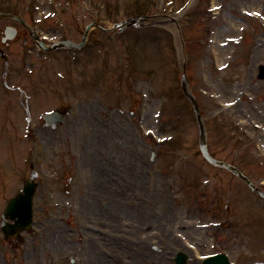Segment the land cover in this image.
<instances>
[{
    "label": "rangeland",
    "instance_id": "1",
    "mask_svg": "<svg viewBox=\"0 0 264 264\" xmlns=\"http://www.w3.org/2000/svg\"><path fill=\"white\" fill-rule=\"evenodd\" d=\"M56 1L62 2L60 14L52 9ZM184 1L0 0V7L25 9L23 16L47 37L80 42L85 26L93 20L104 27L138 13L169 15L164 18L169 20ZM214 4L221 10L209 14ZM259 8H264V0H195L180 17L178 28L152 26L115 34L93 30L90 38L107 43V47L98 44L76 53L75 60L72 51L38 55L25 34L2 46L6 58L0 59V214L5 201L29 178L31 168L39 177L33 230L24 235L19 250L10 249L0 234V264H101V255L111 264H174L176 252L187 250L179 241L180 233L190 244L198 235L202 241L188 264H200L197 256L217 251L226 252L236 264L264 260V203L250 196L240 182L230 180L227 173L214 171L193 155L198 150V131L180 91L185 48L189 89L203 109L210 151L238 164L258 184L264 181V80L256 78L257 67L264 64V18L248 23L237 20L240 10ZM242 34L245 38L241 41ZM212 35L219 36L221 43L228 42L212 47ZM219 66L226 68L219 71ZM6 80L17 89L6 87ZM27 100L32 104L28 114ZM232 100H238L235 108L221 106ZM63 107H74L76 117H72V109L63 126L45 128L41 116ZM141 110L145 116L138 122ZM109 125L114 126L115 151L135 143L139 171L134 169L137 167L126 171L123 160L115 157L117 177L107 189L109 178L99 187L92 183L101 168L94 161L88 168L83 161L88 163L85 150L94 149L98 127L104 131ZM149 129L152 136L146 137ZM112 165V160L105 164ZM136 179L151 189L154 197L149 206L151 226L118 214L122 227L135 228L137 238L131 247L118 256L105 248L106 237L99 248L89 251L90 242L101 238L94 235L88 243V227L114 233L102 224L99 207L124 186L127 197L136 193L130 191L138 189ZM205 180L209 182L203 185ZM189 184L200 186L207 197L180 190V185L185 188ZM87 195L88 202L84 201ZM225 205L230 207L226 216ZM193 206L200 207L201 225L223 223L225 228L216 230L219 248L211 249V240L205 238H210L211 229H193V234L191 229L180 230ZM233 215L236 219L228 222ZM142 240H147L146 246Z\"/></svg>",
    "mask_w": 264,
    "mask_h": 264
},
{
    "label": "bare ground",
    "instance_id": "2",
    "mask_svg": "<svg viewBox=\"0 0 264 264\" xmlns=\"http://www.w3.org/2000/svg\"><path fill=\"white\" fill-rule=\"evenodd\" d=\"M107 137V138H106ZM103 140L101 139V141L99 143H92V147L94 148L93 150H88L86 148V154L88 155V167H91L92 165V161H94L95 163L98 162L96 165L97 167H100V171L98 172H101V176H99V174H96L98 177H99V180H101V178L103 176H107L108 173L111 172V168L114 167V165L112 166H105L106 162L108 161V159L110 157H112V154L116 151H114L113 147H114V141H113V137H108L106 136ZM132 144V143H131ZM113 146V147H112ZM134 148H135V143L131 146L130 145V148L129 149H126L124 150L123 147L121 146V149L119 152H117L119 155H120V161L123 160V164H122V168L125 169L126 171H131V168L133 169L134 167H137V163H136V159H135V151H134ZM96 149V150H95ZM86 163V162H85ZM121 166V164H120ZM135 170L139 171V167L137 168H134ZM97 172V173H98ZM101 177V178H100ZM140 179V178H139ZM136 181L138 182H141V180H137ZM98 182V181H97ZM123 194V193H122ZM119 195V198H121V195ZM110 203V202H108ZM114 206H116L115 204H113ZM110 206V205H109ZM113 211L115 212V215L114 216H110V215H106L105 217H102V213H100L98 211V215H99V218L101 221H103L104 224H106V226L109 228V226H111V223L113 224V227L115 226V223H114V220L113 219H116V216H117V213L121 216H131L133 217L137 223L139 224H142L143 221H146L147 222V225L148 226H151L150 224L152 223V214L150 213H147L145 211V205L143 203H138L135 205V207L139 210V212L135 213L132 209H127V208H123L122 211H119L117 210V212L115 211V207L111 206ZM117 209V208H116ZM91 210H89L90 212ZM143 225V224H142ZM111 229V228H109ZM106 230V229H105ZM96 234H99V233H92L90 232V240L89 242L91 241V239L94 237V235ZM108 234V233H107ZM122 236L119 237V238H125V239H128V245H130V242H134V240H136V236H135V231L132 233L130 230H123L121 232ZM100 240L98 238L97 241H95V243H91L90 242V246L93 248V249H96V248H99L100 246V242L104 239V236H100ZM154 238H157V237H154ZM165 239H167L165 236H164ZM158 239V238H157ZM153 240V238H152ZM159 242H160V238L158 239ZM138 241V240H137ZM141 242L143 243H146L147 240H142ZM178 241H175V243L177 244ZM111 244V249L113 251H115L116 253L115 254H118V256H122L121 253H123L124 251H119L120 249H118V251L115 249L114 245L116 247H119L121 244L120 242H113L111 243L110 241H107L106 245H109ZM146 245V244H145ZM144 245V246H145ZM96 247V248H94ZM136 252V251H135ZM138 252V251H137ZM136 252V253H137ZM138 254H140L138 252ZM144 254V253H143ZM146 256V255H145ZM102 259L101 260V264H111L110 260L107 261L106 260V257L101 255ZM135 258V257H134ZM118 259V258H117ZM147 259L149 260V258L147 257ZM113 261V260H111ZM114 262V261H113ZM115 264L117 262H114Z\"/></svg>",
    "mask_w": 264,
    "mask_h": 264
},
{
    "label": "water",
    "instance_id": "3",
    "mask_svg": "<svg viewBox=\"0 0 264 264\" xmlns=\"http://www.w3.org/2000/svg\"><path fill=\"white\" fill-rule=\"evenodd\" d=\"M203 140V138H202ZM204 149V147H203ZM204 156L213 164L215 165H219V166H223L225 168L234 170L232 167L227 166L223 163L217 162L212 160L206 153L205 150H203ZM32 190L28 189L27 191L25 190V194L24 196L18 198L17 200H15L14 202H11L7 208V210L5 211L3 217L4 218H8L11 220H16V225L13 227V229L8 228V225L5 226L4 228V232L6 234H10L13 232V230L18 231L22 228H24L26 225H28L30 223V219H31V204H30V192ZM16 228V229H14ZM178 263H180V257L177 259Z\"/></svg>",
    "mask_w": 264,
    "mask_h": 264
}]
</instances>
